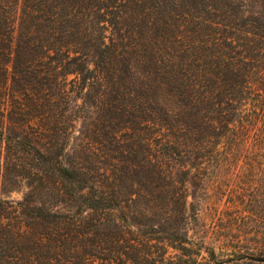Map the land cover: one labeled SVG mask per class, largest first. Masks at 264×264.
<instances>
[{
	"label": "trees",
	"instance_id": "trees-1",
	"mask_svg": "<svg viewBox=\"0 0 264 264\" xmlns=\"http://www.w3.org/2000/svg\"><path fill=\"white\" fill-rule=\"evenodd\" d=\"M239 162L264 172V0H0V264H201L191 179Z\"/></svg>",
	"mask_w": 264,
	"mask_h": 264
},
{
	"label": "rangeland",
	"instance_id": "rangeland-1",
	"mask_svg": "<svg viewBox=\"0 0 264 264\" xmlns=\"http://www.w3.org/2000/svg\"><path fill=\"white\" fill-rule=\"evenodd\" d=\"M211 171L203 174L197 172L191 179V191L201 198L199 205L192 206L191 211L197 209V217L190 222L194 236L203 239L205 244L215 249V255H207L205 252L199 258L201 264H216L218 260L236 258L260 244L264 246V223L254 226L245 225L242 218L241 202L243 198L240 193L246 183L257 182L260 177L264 180V172L260 169L248 170V165L239 162L229 166L222 164L218 172ZM260 181V180H259ZM258 181V182H259ZM203 183L208 185L207 191L200 190ZM24 188L4 193L0 192V198L9 200H20L24 194ZM253 186L248 188L246 201L254 196ZM190 201L193 198L190 197ZM236 200V201H234ZM195 201V199H194ZM238 206H235V205ZM258 226L260 229H258ZM242 263V261H240ZM229 264H238L229 262Z\"/></svg>",
	"mask_w": 264,
	"mask_h": 264
}]
</instances>
